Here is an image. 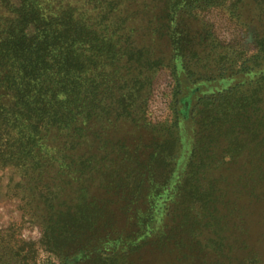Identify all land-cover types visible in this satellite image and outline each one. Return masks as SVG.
<instances>
[{
  "label": "trees",
  "instance_id": "obj_1",
  "mask_svg": "<svg viewBox=\"0 0 264 264\" xmlns=\"http://www.w3.org/2000/svg\"><path fill=\"white\" fill-rule=\"evenodd\" d=\"M76 1L0 0V264L221 249L207 172L228 137V154L264 158V25L240 10L257 0ZM121 122L152 139L130 146L109 131ZM148 182L165 208L170 188L179 195L156 236L121 218Z\"/></svg>",
  "mask_w": 264,
  "mask_h": 264
},
{
  "label": "rangeland",
  "instance_id": "obj_2",
  "mask_svg": "<svg viewBox=\"0 0 264 264\" xmlns=\"http://www.w3.org/2000/svg\"><path fill=\"white\" fill-rule=\"evenodd\" d=\"M76 2L81 4V1L77 0ZM262 8H264V0L248 1L240 8L250 26L256 30L262 29V25H264V21L260 20ZM147 33L154 36L152 30L151 32H145L141 29L140 38ZM156 48L160 51L165 49V42H158ZM109 131L112 136L115 135L117 138H121L130 146L147 143L152 139L147 131L129 122L113 124L112 127L110 126ZM229 139L226 142L224 141L225 143L223 142L225 149L228 146L234 147V144H231L232 139ZM177 149L179 166H181L179 170H182V167L185 168L189 160L190 150L188 149L191 148H189V145L185 146L182 142L179 143ZM224 150L221 149L217 154L220 158L218 165L213 163L212 170H209L206 175L208 182L211 183L209 186L213 187L208 191L212 194L214 200L217 199L216 217L218 221L214 220L213 222L220 225L216 233L211 230V227L208 228V233H214L213 237L216 239H223L221 249H213L203 256H197L195 253L183 249L184 252L181 254L187 255H184L180 260L178 259L181 250L156 252L153 255L154 257H151L155 264H264V158L261 157L260 153L252 154L250 151H244L240 154L241 157L238 158L237 149L229 154ZM93 176L96 179L90 183L93 188L92 193H97L99 196L100 189L97 190V188L101 186L102 178L97 174ZM148 184L149 186L153 185L151 182H148ZM146 196L121 218H123V222L136 221L138 223L134 226L136 229L140 227L142 233L156 236L160 233L163 222L167 218L165 210L167 207L165 208V205H163L164 196L159 200L160 196L156 197L152 186ZM165 199V203L169 204L167 209L170 210V204L174 200L177 202L179 195L170 188ZM152 201H155V204ZM118 225L121 226L122 222ZM147 225L150 226V229H145ZM127 227L130 229L129 224ZM26 234L28 237L35 239L40 237L41 231L35 226L29 229ZM48 258L55 262L53 256L50 255ZM138 261V259L130 260V264H140Z\"/></svg>",
  "mask_w": 264,
  "mask_h": 264
}]
</instances>
